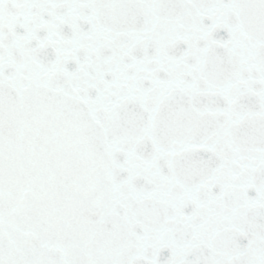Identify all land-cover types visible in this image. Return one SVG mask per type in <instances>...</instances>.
<instances>
[{"label":"snow or ice","instance_id":"6c2138e0","mask_svg":"<svg viewBox=\"0 0 264 264\" xmlns=\"http://www.w3.org/2000/svg\"><path fill=\"white\" fill-rule=\"evenodd\" d=\"M0 264H264V0H0Z\"/></svg>","mask_w":264,"mask_h":264}]
</instances>
